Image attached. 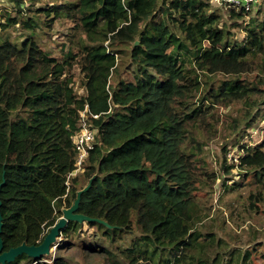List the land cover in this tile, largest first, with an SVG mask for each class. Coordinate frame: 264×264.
I'll list each match as a JSON object with an SVG mask.
<instances>
[{
	"label": "trees",
	"instance_id": "obj_1",
	"mask_svg": "<svg viewBox=\"0 0 264 264\" xmlns=\"http://www.w3.org/2000/svg\"><path fill=\"white\" fill-rule=\"evenodd\" d=\"M12 1L15 16L0 23L3 250L41 243L91 180L78 213L110 228L69 222L50 264H264V244L243 250L201 230L220 177L204 149L222 123L217 108L241 105L244 126L234 119L230 127L242 137L264 105V3L253 17L229 9L226 26L208 0H54L33 11ZM62 19L72 23L71 34L56 59L36 30ZM16 25L26 32L19 42L4 34ZM74 66L81 95L67 76ZM253 74L258 82L248 80ZM85 107L94 147L82 175L67 180ZM242 148L240 169L264 191V140ZM222 151L220 170L228 175ZM250 201L258 212L262 191ZM73 250L82 263L63 256ZM9 264L48 263L22 255Z\"/></svg>",
	"mask_w": 264,
	"mask_h": 264
},
{
	"label": "rangeland",
	"instance_id": "obj_2",
	"mask_svg": "<svg viewBox=\"0 0 264 264\" xmlns=\"http://www.w3.org/2000/svg\"><path fill=\"white\" fill-rule=\"evenodd\" d=\"M65 1L70 2L72 0ZM21 2V8L29 7L32 11L40 7L52 6L53 3H59V1L54 0H21ZM15 6L12 0H0V23H5L6 14L10 15V17L15 16ZM262 9L263 7L260 6L257 11L250 12V15L252 17L256 16ZM218 10L222 16V22L225 23L226 26H229L231 21L228 18V10ZM262 11H264V9ZM30 15L32 14H26L25 16L29 17ZM41 19L42 21L46 20L44 15ZM248 19L249 18H246V21H248ZM50 25H52L50 29L45 28L43 25L37 28V41L40 47L48 51L52 57L60 59L62 55L61 50L66 49L68 45L72 23L66 19H62L53 20L50 22ZM233 31L239 40L242 39L243 33L239 29H233ZM25 33L26 32L22 30V28L16 25L9 28L4 34L9 35L10 40L19 42L24 39ZM75 50L76 49H74V51ZM67 76L72 77L73 89L77 94L81 95L83 93L81 87L82 75L78 68L75 66L70 68ZM258 79L257 74L250 75L248 78V80L253 83L258 82ZM217 109L220 112L222 123L220 122L216 126L217 136L208 141L204 149L207 151L205 159L208 162L209 169L218 172L220 177L215 181L213 191L209 198L206 197L204 192L197 193L200 197L204 199L207 198V209H209L208 212H205L201 230L203 232L214 233L217 238L226 241L230 247H239L246 250L250 246L256 245L258 242L264 244V201L256 203V207L259 209L258 212L250 208V196L252 194H257L259 191H262L264 195V191L254 183L253 174L245 173L240 169L238 161L244 152L242 147L260 144L264 140V105L253 110L255 118L252 128L249 131L251 138L247 134L242 137L239 134H232L234 119L238 122L239 127L243 128L244 126L242 120L245 113L241 112L240 104H233L227 108L218 107ZM224 116L231 117L230 119H226L228 121L227 124L223 122ZM230 125H232V127H230ZM224 146H226L225 163L231 166L228 175H222L223 172L220 170V164L224 160V153L222 151ZM232 184H234L233 187L235 188L228 190ZM92 231L93 229H89L84 225L82 234L87 236L90 235ZM134 232H137L136 227H134ZM262 246L263 248L261 250L264 253V245ZM57 252L56 249H53L51 254L46 256L48 264L55 258ZM63 256L67 259H76L78 262L82 263V259L75 250L65 253Z\"/></svg>",
	"mask_w": 264,
	"mask_h": 264
},
{
	"label": "water",
	"instance_id": "obj_3",
	"mask_svg": "<svg viewBox=\"0 0 264 264\" xmlns=\"http://www.w3.org/2000/svg\"><path fill=\"white\" fill-rule=\"evenodd\" d=\"M137 42H135V45ZM4 181L0 183V189ZM91 185V180L89 183L80 191L77 192L76 198L72 205L68 208H63L61 210V216L55 221V223L50 227L49 231L43 236L41 243L34 246H28L25 243L10 248L7 251L3 250V241L1 238L2 233V215H1V200H0V264H9L15 261L16 258L25 255L37 262H40L43 257L49 256L53 249H56L57 245L61 241L62 231L66 228L69 222L76 223H90L97 221L106 227L110 228L108 224L103 221L89 218L85 215L78 213V206L80 203L81 195L86 192Z\"/></svg>",
	"mask_w": 264,
	"mask_h": 264
},
{
	"label": "built area",
	"instance_id": "obj_4",
	"mask_svg": "<svg viewBox=\"0 0 264 264\" xmlns=\"http://www.w3.org/2000/svg\"><path fill=\"white\" fill-rule=\"evenodd\" d=\"M212 7L218 9H234L236 11L242 10L244 13H250L252 11H257L261 5H263L264 0H208ZM89 110L87 107L79 115V130L72 138L73 147L76 152L75 158V168L67 176V180L74 178L83 172L84 161L89 155V152L93 150L94 147V133L95 131L91 129L89 123ZM93 118L97 116L91 115ZM264 133V130H263ZM239 162V161H238Z\"/></svg>",
	"mask_w": 264,
	"mask_h": 264
}]
</instances>
